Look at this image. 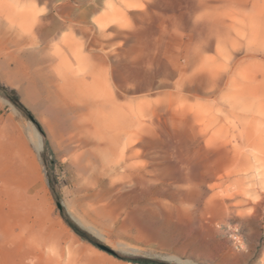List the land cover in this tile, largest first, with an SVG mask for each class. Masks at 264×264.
<instances>
[{"label":"rangeland","instance_id":"rangeland-1","mask_svg":"<svg viewBox=\"0 0 264 264\" xmlns=\"http://www.w3.org/2000/svg\"><path fill=\"white\" fill-rule=\"evenodd\" d=\"M93 123L110 147L75 154ZM12 155L39 166L40 218L74 257L264 264V0H0Z\"/></svg>","mask_w":264,"mask_h":264},{"label":"bare ground","instance_id":"bare-ground-1","mask_svg":"<svg viewBox=\"0 0 264 264\" xmlns=\"http://www.w3.org/2000/svg\"><path fill=\"white\" fill-rule=\"evenodd\" d=\"M103 95L108 97L107 101L111 99L113 101L108 91H104ZM101 119L104 118L101 116L94 118V120H98L99 122H101ZM112 122L115 123V121H111V126L114 124ZM93 126V131L96 133L95 139L92 141L83 137L78 138V142L80 143L77 145L72 144L73 140L70 141L69 146L71 149H75V154L79 150L85 151L90 146L96 147L97 150H106L110 147L107 143H100L99 139L103 137L101 134L103 126L99 128L94 123ZM107 142L109 143V140ZM128 143L130 144V142ZM132 150L133 147L130 145L127 151L131 153ZM125 154L124 148L121 150L119 160L113 157L114 161H110L107 165L103 166V173L100 176H90L89 183L95 185L100 181L103 174L116 171L120 166H126L131 155L126 159ZM80 155L81 153L77 158ZM35 170L34 172L23 155H12L9 158L0 157V264H61L62 260L66 261L65 264H108L104 260H96L89 257L84 258V260L81 257H74L76 253H81V249H79L80 244L75 247V245H72L74 243H71V250L67 251L50 228V225H46L42 221L40 213L43 201L39 192L42 191L44 197L47 195V192L44 177L38 165L35 166ZM82 188L84 189V187ZM103 194L101 189L88 195L91 196V200L97 203L99 199L103 198ZM99 208L97 207V209Z\"/></svg>","mask_w":264,"mask_h":264},{"label":"trees","instance_id":"trees-1","mask_svg":"<svg viewBox=\"0 0 264 264\" xmlns=\"http://www.w3.org/2000/svg\"><path fill=\"white\" fill-rule=\"evenodd\" d=\"M132 261L138 264H164V263L153 262L150 260H132Z\"/></svg>","mask_w":264,"mask_h":264},{"label":"water","instance_id":"water-1","mask_svg":"<svg viewBox=\"0 0 264 264\" xmlns=\"http://www.w3.org/2000/svg\"><path fill=\"white\" fill-rule=\"evenodd\" d=\"M60 206V205H59Z\"/></svg>","mask_w":264,"mask_h":264}]
</instances>
